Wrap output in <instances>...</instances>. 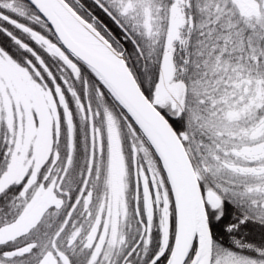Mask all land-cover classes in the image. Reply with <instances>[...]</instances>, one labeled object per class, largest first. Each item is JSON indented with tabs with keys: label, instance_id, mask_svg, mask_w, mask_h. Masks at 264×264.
<instances>
[{
	"label": "snow or ice",
	"instance_id": "1",
	"mask_svg": "<svg viewBox=\"0 0 264 264\" xmlns=\"http://www.w3.org/2000/svg\"><path fill=\"white\" fill-rule=\"evenodd\" d=\"M0 264H264V0H0Z\"/></svg>",
	"mask_w": 264,
	"mask_h": 264
}]
</instances>
